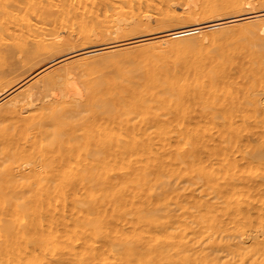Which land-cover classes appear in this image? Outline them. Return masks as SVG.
<instances>
[{"label":"bare ground","instance_id":"6f19581e","mask_svg":"<svg viewBox=\"0 0 264 264\" xmlns=\"http://www.w3.org/2000/svg\"><path fill=\"white\" fill-rule=\"evenodd\" d=\"M0 264H264V0H0Z\"/></svg>","mask_w":264,"mask_h":264},{"label":"rangeland","instance_id":"374dc122","mask_svg":"<svg viewBox=\"0 0 264 264\" xmlns=\"http://www.w3.org/2000/svg\"><path fill=\"white\" fill-rule=\"evenodd\" d=\"M176 25L177 24H170V25H166V24H163V25H160V26H157V27H155L152 31H150V33L152 32V33H163V32H168V31H171V30H175V29H178V28H180V27H183L184 25H177L178 27H176ZM170 26H172V27H170ZM180 26V27H179ZM162 27V28H161ZM170 27V28H169ZM166 28V29H165ZM175 28V29H174ZM160 30V31H159ZM163 31V32H162ZM135 37H137V36H135ZM129 38V37H128ZM127 38V39H128ZM131 38V37H130ZM120 40H115L116 42L117 41H121L122 39H124V38H119ZM115 41H110L111 43H113V42H115ZM109 42V43H110ZM230 51V53H231V51H233V50H231V49H229ZM236 56V55H235ZM226 59H228V58H226ZM240 60V61H239ZM234 61L237 63V64H240V62H241V58L240 57H236V58H234ZM239 61V62H238ZM32 81V80H31ZM34 81V80H33ZM32 81V82H33ZM30 83V82H29ZM223 255H227V253L225 252V253H223Z\"/></svg>","mask_w":264,"mask_h":264}]
</instances>
